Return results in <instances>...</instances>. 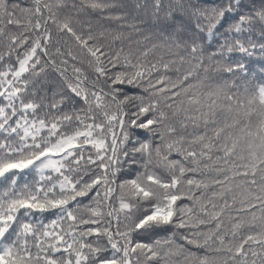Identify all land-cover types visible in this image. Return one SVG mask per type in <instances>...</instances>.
Masks as SVG:
<instances>
[{"label": "snow or ice", "instance_id": "obj_1", "mask_svg": "<svg viewBox=\"0 0 264 264\" xmlns=\"http://www.w3.org/2000/svg\"><path fill=\"white\" fill-rule=\"evenodd\" d=\"M31 4L0 0V264H140L139 253L160 264H264V80L253 89L242 61L213 63L225 50L264 53V0H250L247 11L244 0H173L163 21L130 25L148 32L135 40L102 23L122 15L89 16L87 9L116 7L112 0ZM153 7L164 10L162 0ZM226 21L224 42L206 55L205 42ZM158 48L177 59H149ZM48 68L84 107L68 97L66 112L65 97L38 96ZM220 71L229 77L213 76ZM128 102H138L130 127L161 143L121 151L130 139ZM136 152L146 154L143 170L117 184L121 156L135 164ZM33 174L39 179L30 186ZM82 208L89 215H79ZM157 229L176 231L153 244L131 239Z\"/></svg>", "mask_w": 264, "mask_h": 264}, {"label": "trees", "instance_id": "obj_2", "mask_svg": "<svg viewBox=\"0 0 264 264\" xmlns=\"http://www.w3.org/2000/svg\"><path fill=\"white\" fill-rule=\"evenodd\" d=\"M112 2L117 6L110 8V9H106L104 10L103 13H101L100 11L93 12L91 9H87L89 16L91 17L92 20H96L100 18L102 15L103 16H108L109 14L122 15L124 19H121V20L105 19V20H102V23L105 26L110 27L117 32H124L126 34L131 33V39L135 40V39L140 38L141 36L147 35L148 32L144 31V32L137 33L133 31L130 25L135 23L137 27L148 29L149 25L158 22V20L163 21L165 18V13L167 12L169 5L173 2V0H162L163 5H164V10L158 14H154L155 13V10L153 7L154 0H112ZM249 2L250 0H244L245 8L243 9V11H247V6L249 5ZM258 2L259 0H257V3ZM8 3L9 5L13 3H17L22 8L32 6L31 0H8ZM77 3H79V0H77ZM200 3L208 4V5L220 4L221 0H200ZM65 11L66 10L64 9L61 10L62 13ZM16 17L21 19L22 21H26V14L19 12V10H16ZM32 19H33V22H35L36 18L32 17ZM81 19H84V17L81 16ZM229 21L234 23L235 18L229 17ZM229 21L225 22V27L221 28L220 32L217 33L215 38L209 37L208 40L205 42L206 44L211 45V48L206 50V55H212L213 52H216L220 48V44L224 42V39H225L224 34L226 33L227 23ZM121 25H123V27H120ZM50 26L53 32V36H55L56 35L55 26L54 25H50ZM9 27L12 28L13 31L20 30L16 26H9ZM29 35H31V33H29ZM244 35H248V33L245 32ZM259 35H260L259 29L257 28L252 33V38L256 41H259ZM153 41H154V38H153ZM217 41H219V43H217ZM117 47H119V42H117ZM49 50L54 51V48H52V46L50 45ZM160 55H164L166 60L167 59H177L176 56L170 53H167L163 49H159V48L154 50L153 53H150L149 59L158 58ZM238 60L242 61V63L246 65L248 73H249L248 75V80L250 81L249 87L254 89L257 86L259 81L264 80V53L259 52V50L257 49V51L252 56H247L238 51H233L229 53L227 50H225L223 58H221L219 54H216L215 56H213V63L215 64V67L221 68V69L224 67H227L230 62H235ZM12 62L13 63L15 62V57L12 58ZM177 65H178V61H177ZM83 67H85V70L88 71L89 76H91L92 73L90 70L87 69V66L84 65ZM184 67L186 69L188 65H185ZM69 75H70V70H69ZM170 75L174 77L175 73H170ZM201 75H203V73H201ZM213 76L216 78H228L229 74H227L226 72L220 71V72H214ZM44 77H46V81L43 85L41 92L38 94V96L46 95L47 96L46 102H50L53 98L59 99L61 96L65 97L66 98L65 103L64 105L61 106V110L66 111V112L72 111V107L67 99L68 97H72L75 100V108L77 110L84 107L83 101L80 100L79 98L74 97V94L71 93V91L67 87V82L58 73L54 72L51 68H48L46 73L42 74L41 78L43 79ZM136 103L138 102H128L123 105V108L126 112V115L124 118L125 120L124 127L129 132L130 139L127 143L121 146L122 152L125 150L131 151V149L133 148V145H135L136 147H139L140 144L144 142L149 143L153 147L161 143L159 141L158 136H154L153 133L149 132L147 129L130 127L129 121L134 119L131 113L136 111V107L134 106ZM46 112H48L47 108L43 109L40 112V115L43 116ZM53 114H56L55 110H53ZM100 118L102 119V117ZM144 119H146V117L144 116L140 117V120H144ZM152 127L155 128L156 126L153 125ZM176 127L179 130L178 122L176 123ZM234 131L236 135H239L238 130H234ZM161 150L163 151L164 149L162 148ZM145 155H146L145 153L136 152L134 156H135V160L137 161V163L135 164L130 163V162H125V158L121 156V163L116 166L119 169L117 171V176H116L117 184H119L123 180L135 178V176L140 171L143 170L141 166V162L145 158ZM170 158L171 159H181V157L175 153H173L172 157ZM153 159L154 160L156 159L154 152H153ZM156 171L160 173L161 175H166V170L163 168H157ZM188 175L192 176L194 174L189 173ZM38 179H39L38 174H33L27 177V182L30 186H32L36 183ZM239 179H242V178L238 177L237 180ZM19 186L22 187L23 184L21 183ZM117 192H119V189H117ZM84 200L86 204L89 203L87 198H84ZM186 202L187 201H178V203H186ZM103 210L106 212L107 208L104 207ZM78 214L84 215V216L89 215V213L85 211L83 208L80 210ZM246 219H250V217H247ZM96 226L97 225H91V227H96ZM85 227H88V226H85ZM111 227H112V230L114 231L116 228L115 221L112 222ZM120 228L123 231L124 225L121 224ZM172 231H176V230L170 229L169 232H165L162 229H157L155 234L154 233H146V234L133 233L131 236V239L133 240V243L140 242V243L153 244L156 239H163L164 237L168 236L170 232ZM179 231L183 232L184 230L181 229ZM248 231L249 229L247 225H245V227L241 229V235L243 236L247 234ZM88 239L94 241L96 238L93 236V237H89ZM101 239H103V237ZM174 239L177 242L182 243L178 235ZM157 247H160V246H157ZM166 247H169V246L165 245L164 248ZM245 247L247 248L248 246L246 245ZM160 250L163 251V248H161ZM138 253H139V250H138ZM139 255H140V264H160L158 260L147 261L143 253H139Z\"/></svg>", "mask_w": 264, "mask_h": 264}, {"label": "water", "instance_id": "obj_3", "mask_svg": "<svg viewBox=\"0 0 264 264\" xmlns=\"http://www.w3.org/2000/svg\"><path fill=\"white\" fill-rule=\"evenodd\" d=\"M124 118H125V116H124ZM117 132H118V134H119V129H118V131H117Z\"/></svg>", "mask_w": 264, "mask_h": 264}]
</instances>
